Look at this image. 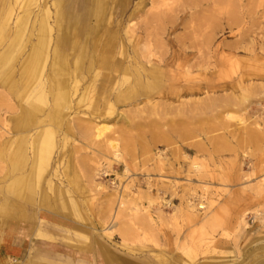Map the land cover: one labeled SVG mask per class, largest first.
I'll return each mask as SVG.
<instances>
[{
  "label": "rangeland",
  "instance_id": "374dc122",
  "mask_svg": "<svg viewBox=\"0 0 264 264\" xmlns=\"http://www.w3.org/2000/svg\"><path fill=\"white\" fill-rule=\"evenodd\" d=\"M53 2L0 0V75L11 78L0 82V148L7 132L24 137L35 121H60L50 167L25 191L34 225L23 233L44 214L38 232L49 240L91 239L113 264H264V0H105L98 20L85 17L89 1L65 0L91 32L80 39L92 58L75 68L74 83L64 53L71 72L59 79L71 102L57 114ZM39 31L47 55L27 83L29 99L19 100L5 86L19 83ZM24 63L27 76L31 59ZM149 69L159 86L119 101L125 84L116 81L148 79ZM111 76L108 92H93ZM13 143L24 161L9 171L10 153L0 155V198L32 161L30 140ZM12 228L0 214L1 250Z\"/></svg>",
  "mask_w": 264,
  "mask_h": 264
},
{
  "label": "crops",
  "instance_id": "0c3cea01",
  "mask_svg": "<svg viewBox=\"0 0 264 264\" xmlns=\"http://www.w3.org/2000/svg\"><path fill=\"white\" fill-rule=\"evenodd\" d=\"M55 1V0H54ZM58 2L62 3L63 8L65 9V5L63 4L65 0H56ZM89 1V7L87 8L85 17L87 19H91V17H94V19L98 20L100 15H98V13L96 12V8L95 4L93 2V0H87ZM105 0H101V2H104ZM124 5L123 7H126L128 5L129 0H121ZM76 6V5H73ZM102 6V5H101ZM102 8V7H101ZM67 11V16L65 17L66 20L65 22H68V19L70 18L69 15H71L72 18V23H75L73 25V27L70 29V31L67 34V42L66 44H60L59 42V35H58V39H57V44H56V48L59 50L60 54L63 56V58H65V54L66 52H68L70 55H72L73 59L72 61H74V58L77 57V48L80 49L82 48V55H79L78 57V65L80 64H88V60L92 58V52L90 51V48H88V41L86 40H82L80 39V37L82 35L85 34H90L91 32H89L87 29V26L82 25L80 22H78L77 18H79L80 16H78L77 14H75V12L73 11L72 7H70V9H65ZM70 13V14H69ZM105 16H107V14H105ZM43 33L44 31H39L40 37L37 38V41L35 43V45L31 48L30 52L25 56L26 57L32 53V50L37 46L40 47L41 49V66L43 64V60H45V56L46 51H45V42L43 40ZM57 33L59 34V32L57 31ZM86 38V37H83ZM93 39V38H92ZM92 41V40H91ZM58 45V46H57ZM54 49V47H53ZM53 51V50H52ZM25 59L23 60V63L21 64V67L19 69V83L14 84V81H8L10 82L9 86H8V93H16L15 95L20 99L26 98L29 99V95L26 94L29 90L28 84L30 79H34L35 76L38 75V69L36 70V73L33 75L32 78H28V76H26V74L24 72H22L23 69H25V67L23 66L25 63ZM66 60V58H65ZM73 63V62H72ZM148 72V79H145L143 77H137L135 76V78L131 79V81H129V78L124 79V77L122 76V78L118 79L116 81V83L114 85H116L118 82V86H124V88L120 89L118 88L117 93L118 94V99L119 101H125L126 99H128V97L131 95V97H133L135 94L139 93V92H144L148 94L152 91V89L156 88L159 86V81H158V73L154 70V69H149ZM102 77V76H101ZM11 78L9 76H7L6 74H1L0 75V82H7V80H10ZM150 79V81H149ZM98 79L95 80V82H97ZM115 79L110 77L107 80V84H103V80L100 81V83L97 85L95 82L93 83V92H95V89L99 88L101 90V92L99 94H104L106 92H108L111 89V83L114 81ZM142 81V82H141ZM13 82V83H12ZM18 82V81H17ZM133 82V83H132ZM25 88H24V85ZM123 83V84H122ZM142 83V84H141ZM144 83V84H143ZM14 85V86H13ZM22 85L23 88H20V86ZM132 87H131V86ZM145 85V86H143ZM12 88V90H11ZM134 88V89H133ZM12 92H11V91ZM17 92H16V91ZM134 91V92H133ZM25 93V94H23ZM11 94V95H12ZM125 95V96H124ZM107 98L105 97V102H106ZM23 104V103H22ZM38 105L36 108L35 106ZM35 106H31L28 107L27 111H31L28 112L29 114H33L35 113V110H37L39 108V103L36 104ZM21 108H23V105H19ZM38 119V118H37ZM38 121H35V123H33L32 125H27L26 127H24L25 129L23 131H26L27 134H33L34 132L31 133V126H34L35 129L40 128L44 124H39L38 125ZM29 134V135H30ZM22 135V134H21ZM15 141H18L20 144L19 146H22V142H21V137L20 136H16L15 137ZM28 142V141H26ZM55 144V143H54ZM51 158V157H50ZM33 159V155L31 157V160ZM24 161V159H23ZM21 161V163L23 162ZM50 161V159H49ZM49 161L47 162V168L50 167V165L48 164ZM46 162V161H45ZM32 163V161H31ZM19 164H16V166H18ZM15 166V167H16ZM30 166L27 168L26 172L22 175L23 177H26L29 172H30ZM10 170L15 168H12V164L10 165ZM46 168V169H47ZM45 169V170H46ZM44 170V171H45ZM41 178V177H40ZM40 183H38L39 186ZM10 184L3 186L4 193H8V195L6 197H2L0 198V214H1V218L3 220L6 219H11V221L13 222V228H12V232H9V234H5L6 235V239L3 241L2 243V250L0 249V264H113V256L106 258L105 261L101 260L102 257H99V251L96 248L95 244L93 243V240L89 239L85 245L80 246V247H76L74 243H71L70 241L68 242L69 245H65L61 242H57V241H52L49 239H54L51 235H48L43 228V231H39L38 232V227L40 225L42 226H46L47 224L44 222V214H40L38 215V223L33 229H31L30 233H23L24 229H26V227H28L29 225L31 226L34 225V221H31L33 219L32 216L26 215L23 212V203L17 202L14 197L12 196V194L9 192V187ZM6 189V190H5ZM31 199L30 195L27 196L26 201H29ZM25 203V202H24ZM32 218V219H31ZM242 228L245 225H242ZM22 231V232H19ZM40 237V238H38ZM46 238V239H45ZM109 260V261H108Z\"/></svg>",
  "mask_w": 264,
  "mask_h": 264
},
{
  "label": "bare ground",
  "instance_id": "6f19581e",
  "mask_svg": "<svg viewBox=\"0 0 264 264\" xmlns=\"http://www.w3.org/2000/svg\"><path fill=\"white\" fill-rule=\"evenodd\" d=\"M55 2V1H54ZM53 2L54 5V18H55V26L57 28V31L59 32V42L60 44H66L67 42V34L70 31V29L73 27V25L75 23H72V18L71 15H69V19L68 22H65L66 20V16H67V11L63 8L62 3L56 1L55 3ZM95 7L96 8V12L98 13V15H100L102 13V8H103V2H101V0H93ZM102 5V6H101ZM51 6V5H50ZM102 7V8H101ZM156 7V6H155ZM50 8V7H49ZM48 8V9H49ZM51 9V8H50ZM51 11V10H50ZM48 13V10H45V13ZM70 14V13H69ZM102 15V14H101ZM52 16V14H51ZM106 16H104L105 18ZM54 23V22H53ZM50 26V25H49ZM53 28V26H52ZM54 30V29H53ZM108 30V29H107ZM58 35H57V39H58ZM52 37V36H51ZM53 41V40H52ZM52 44V43H51ZM58 46V45H57ZM51 48V47H50ZM77 57L74 58L73 61V66L72 67V72L69 69L66 60L63 58V56L60 54L59 50L54 47L53 51H52V62H51V69H53L56 73H58V76H53V80L51 81L52 83V87H54V89L56 90L55 95L54 96V106L58 107L55 108V112L54 114H57L58 111H60V109H63L66 107V105L69 107V103L70 101V93L69 91L63 90V85H64V81L62 79H59L60 74L63 75H70L71 72V76L74 77V73H75V68H77L78 66V57L79 55H82V48L78 49L77 48ZM69 54V53H68ZM41 49L40 47H35L32 50V53L29 54L26 59H31V70L29 71V74L27 75L28 78H32L33 75L36 73V70L39 69L41 67ZM120 63V62H119ZM50 65V64H49ZM49 70V69H48ZM100 71V70H99ZM81 77V76H80ZM112 77V76H111ZM82 78V77H81ZM92 78V77H91ZM96 79V78H95ZM72 81V80H71ZM119 81V80H118ZM77 82V79L74 77V83ZM142 82V81H141ZM13 83V82H12ZM96 83V82H95ZM119 83V82H118ZM117 83V84H118ZM133 83V82H132ZM120 84V83H119ZM123 84V83H122ZM142 84V83H141ZM144 84V83H143ZM17 85V84H16ZM14 86V85H13ZM131 86V85H130ZM145 86V85H143ZM132 87V86H131ZM8 88L5 86V89ZM10 88V86H9ZM70 89V88H69ZM90 89V88H89ZM134 89V88H133ZM12 90V88H11ZM10 90V91H11ZM14 90V89H13ZM12 90V91H13ZM88 90V89H87ZM8 91V89H7ZM11 91V92H12ZM16 91V90H15ZM17 92V91H16ZM53 92V91H52ZM91 92V90L87 91V94H89ZM15 93V92H14ZM13 93V94H14ZM72 93H76V88L75 86H73L72 88ZM85 93V92H84ZM12 94V93H11ZM7 96V95H6ZM85 94H81L79 98L84 97ZM125 96V95H124ZM48 98V97H47ZM53 99V98H52ZM106 104H108V100H106L105 102ZM38 105L35 106V108ZM49 106V105H48ZM28 109V108H27ZM21 111V110H20ZM20 114V113H19ZM25 116H23L22 118H24ZM27 119V118H25ZM39 119V118H38ZM24 121V120H22ZM41 120H38L39 123H42ZM28 122V121H27ZM18 124V123H17ZM21 124V123H20ZM29 124V123H28ZM60 125V121L56 120L53 121L52 124L50 125H43L40 128H37L35 130V132L33 134H27L26 131H24V137L21 136V141L22 139L25 141H29L31 143L32 148V155H33V159H32V163L30 166V172L26 177L23 176H19V177H15V179H12L10 182V185L8 188L9 192L12 194V196L14 197V199L17 202L20 203H24L26 201L27 196L29 195L27 192L32 188L33 186V176H34V172L36 173L37 171L40 170H45L47 168V162L49 161L50 157H51V153H52V148L54 145V133H53V128H57V126ZM19 126V125H18ZM30 126V125H29ZM99 126V125H98ZM104 127V126H103ZM104 129H108L106 126L104 127ZM102 127H97L96 128V134L99 135L100 132H102V130H104ZM20 130V129H19ZM80 130V129H79ZM4 131V130H3ZM18 131V129H17ZM32 131V130H31ZM6 133V132H5ZM21 133V132H19ZM7 137L4 136V134L2 135L3 137H5V141L3 142V147L0 148V155L5 154L6 151H8L10 153V156L12 158H10L11 160V164H12V168L16 166V164H20L21 161H23L24 159V154H23V150L19 147L13 150H9L8 147L15 142L14 140L16 138H12L13 136L8 135V132L6 133ZM22 134V133H21ZM18 135V134H17ZM27 138V139H26ZM97 138V137H96ZM99 138V137H98ZM14 144V143H13ZM112 144L113 143H109ZM115 145V144H114ZM14 146V145H13ZM111 146V145H110ZM29 147V146H28ZM112 148V147H111ZM116 158V157H115ZM46 161V162H45ZM54 168V167H53ZM57 168V167H56ZM14 169V168H13ZM40 175V174H39ZM37 175L35 174V177ZM39 180V177H38ZM6 190V189H5ZM52 192V191H51ZM8 194V193H7ZM67 199V198H66ZM110 202V201H109ZM125 235V234H124Z\"/></svg>",
  "mask_w": 264,
  "mask_h": 264
}]
</instances>
